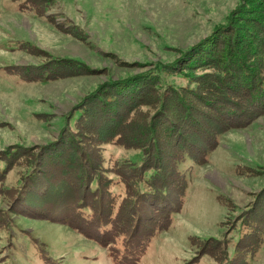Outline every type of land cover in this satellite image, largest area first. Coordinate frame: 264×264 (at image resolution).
Segmentation results:
<instances>
[{
    "label": "rangeland",
    "instance_id": "1",
    "mask_svg": "<svg viewBox=\"0 0 264 264\" xmlns=\"http://www.w3.org/2000/svg\"><path fill=\"white\" fill-rule=\"evenodd\" d=\"M240 1L0 0V264H264V90L255 100L249 85L223 82L219 98L173 100L145 75L157 64L163 82L186 83L171 73L216 28L220 44L231 36ZM143 151L168 196L136 209ZM93 196L89 224L77 204Z\"/></svg>",
    "mask_w": 264,
    "mask_h": 264
},
{
    "label": "trees",
    "instance_id": "2",
    "mask_svg": "<svg viewBox=\"0 0 264 264\" xmlns=\"http://www.w3.org/2000/svg\"><path fill=\"white\" fill-rule=\"evenodd\" d=\"M227 26H233L232 34L231 36H227L225 38V41L223 44H220L217 39V32L219 31V28H216L211 32L207 38L199 42L198 44L193 45L189 48V50L186 53L191 54V59L193 63L187 64V68L182 70V73L176 72V74L171 73V77L174 78L177 73L179 75H185L186 77V83L179 84L178 86L175 85L174 80L172 79V83H165L163 82L164 76L166 75L164 72H166V66L162 67L160 65H153V67L150 70H147L145 72V75H147V78H151L153 81H157L152 83L153 89L159 90L160 95L162 96L163 93L166 91V88L171 85L172 89H170L171 98L173 100H177L183 97V94H187L188 96H196L197 99L202 96H206L203 99H216L219 98V96H213L212 92H214L217 88H220L219 84L225 82V85L228 83V86H226V89L230 87V90H233L234 86L237 85H245L248 88L252 89L250 90L248 96L252 97V99H257L260 95V90H264V81L260 80L259 78H256L254 80L253 75L251 72L254 68V64L259 66V68H262L264 63V53L263 56L260 55V52L256 49L257 43L261 41V43H264V0H241L237 8L231 13L230 18H227ZM243 26H246V30L243 29ZM255 28L256 31L261 35L259 37L258 34H256L257 39L254 41H251V36L255 35V32L253 31ZM243 32V34H242ZM233 37V38H232ZM249 39L251 42L249 43L247 41ZM256 42V43H255ZM252 43V44H251ZM203 44V45H202ZM206 45L211 46H218L221 49V54L215 55L214 52L210 54V52L202 51L201 49L203 47L206 48ZM249 46V47H248ZM199 49V50H198ZM195 52L196 55H192V53ZM185 55V54H184ZM264 68V67H263ZM255 70V69H254ZM47 75V74H46ZM146 80V79H145ZM227 82V83H226ZM116 83L115 81H112L110 84ZM120 83V82H119ZM127 84H124L122 87H125ZM119 86L115 87L118 88ZM123 90V89H122ZM207 93L209 95L207 96ZM217 95V94H215ZM222 97V96H221ZM162 98V97H161ZM160 98V100H161ZM116 101L117 103V96L113 95L106 98V102L108 104L114 103ZM162 101V100H161ZM184 103H189L190 101L185 100ZM208 105H211L210 101H206ZM163 105L160 102V107ZM84 111L80 110V112H77L76 118L80 116V114H83ZM160 117L157 118V116H154V118L149 119V127L152 129L149 133H151L150 142H155L156 139L153 138V132L156 133L158 130V127L153 128V125L156 123H159ZM187 127V126H186ZM191 127V126H190ZM155 129V130H154ZM120 137L121 134H119ZM115 135L113 137V143L118 142V136ZM149 135V136H150ZM155 136V135H154ZM157 136V135H156ZM186 136V135H185ZM157 141V140H156ZM145 150V149H143ZM149 152H152L148 149ZM156 152V151H155ZM143 156L140 158H137L135 161V166L138 168L144 167L142 169V175L141 177L135 182L136 187V197H133V204L135 205L136 209H139L140 204L138 205V201H142V196L144 195H151L155 193H160L159 197H165L167 195V189L165 188H159V186L155 183H153V178L158 176L159 168H154L148 166L146 168L144 159L146 156V153L143 151ZM151 155L150 153H148ZM147 154V155H148ZM5 160H0V172L4 169L6 165ZM152 165V164H151ZM99 188V180L97 177H94L91 183L89 184V193L90 195L94 194L97 189ZM112 192V191H111ZM114 192H112L113 194ZM96 198V197H95ZM139 199V200H137ZM94 200V201H93ZM93 202H89V204L80 207L82 203H84L83 200H80L78 202V208L77 213L80 215L81 219H83L86 223H92L96 220L94 215L95 208L97 207V211L99 210L98 203L95 202L94 196H93ZM180 200V199H179ZM141 203V202H140ZM118 210L115 212L114 209H112L108 215L109 221L116 220L118 217ZM101 218V217H100ZM63 222L65 224H68L67 220L63 219ZM97 223H103L102 219H99ZM104 224V223H103ZM109 227L112 226V222H109V224L105 225ZM110 228V230H111ZM247 232L250 233L248 230ZM133 237L132 233L130 234V238ZM128 238V237H127ZM127 238L123 239L124 244L122 243L123 251L125 248H128V242L126 243ZM241 240L239 238L235 239V245H238ZM131 242V241H130ZM242 243V242H241ZM237 247V249L240 248V245ZM140 245V244H138ZM137 250L139 247H136ZM144 250V249H143ZM132 252L127 253L125 255H131ZM128 260H125L124 257H120L119 260H117V264H127ZM247 261V260H245ZM129 262V261H128ZM136 262V260H135Z\"/></svg>",
    "mask_w": 264,
    "mask_h": 264
}]
</instances>
